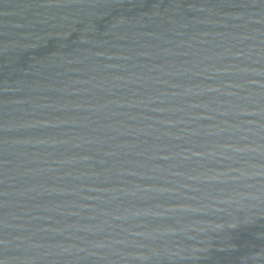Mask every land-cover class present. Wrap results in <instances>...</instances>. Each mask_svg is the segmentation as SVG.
I'll return each instance as SVG.
<instances>
[{"label":"water","instance_id":"obj_1","mask_svg":"<svg viewBox=\"0 0 264 264\" xmlns=\"http://www.w3.org/2000/svg\"><path fill=\"white\" fill-rule=\"evenodd\" d=\"M0 264H264V0H0Z\"/></svg>","mask_w":264,"mask_h":264}]
</instances>
